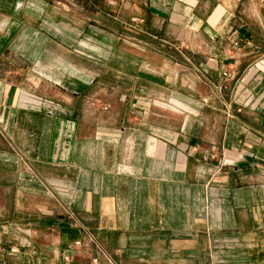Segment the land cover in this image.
Here are the masks:
<instances>
[{"label":"crops","instance_id":"crops-1","mask_svg":"<svg viewBox=\"0 0 264 264\" xmlns=\"http://www.w3.org/2000/svg\"><path fill=\"white\" fill-rule=\"evenodd\" d=\"M0 264H264V0H0Z\"/></svg>","mask_w":264,"mask_h":264},{"label":"built area","instance_id":"built-area-1","mask_svg":"<svg viewBox=\"0 0 264 264\" xmlns=\"http://www.w3.org/2000/svg\"><path fill=\"white\" fill-rule=\"evenodd\" d=\"M224 74H225V76H227V75H228V73H227V72H225Z\"/></svg>","mask_w":264,"mask_h":264}]
</instances>
